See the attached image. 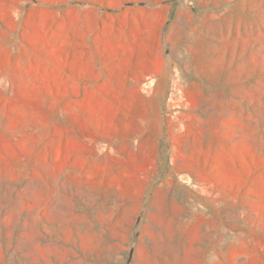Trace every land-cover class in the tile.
<instances>
[{
	"label": "rangeland",
	"instance_id": "374dc122",
	"mask_svg": "<svg viewBox=\"0 0 264 264\" xmlns=\"http://www.w3.org/2000/svg\"><path fill=\"white\" fill-rule=\"evenodd\" d=\"M0 264H264V0H0Z\"/></svg>",
	"mask_w": 264,
	"mask_h": 264
}]
</instances>
